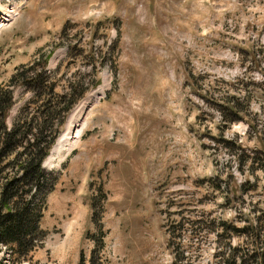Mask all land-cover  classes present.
<instances>
[{
	"label": "rangeland",
	"instance_id": "obj_1",
	"mask_svg": "<svg viewBox=\"0 0 264 264\" xmlns=\"http://www.w3.org/2000/svg\"><path fill=\"white\" fill-rule=\"evenodd\" d=\"M0 7V97L12 96L3 124L25 118L34 134L41 118L15 72L43 65L59 102L40 122L52 139L45 236L27 259L1 250L0 264L261 262L264 0ZM70 122V137L83 125L75 148L43 166Z\"/></svg>",
	"mask_w": 264,
	"mask_h": 264
},
{
	"label": "trees",
	"instance_id": "obj_2",
	"mask_svg": "<svg viewBox=\"0 0 264 264\" xmlns=\"http://www.w3.org/2000/svg\"><path fill=\"white\" fill-rule=\"evenodd\" d=\"M16 74H19L17 84H22L32 92V99H28L26 106L36 103L41 118H37V131L34 134L31 133L32 126L26 125L25 118L13 121L7 128L3 120L4 112L11 104V91L7 90L5 96L0 97V251L27 259L28 254L45 236V232L39 227L44 204L41 187L50 189L53 182L41 166L52 139L45 141L40 137V122H45L51 106L59 102L57 99H51L54 85L49 82V75L43 65L32 76L15 72L11 78H15ZM72 87L69 84V88ZM84 89L85 87L78 91V96ZM43 94L49 96L43 98ZM62 105V111H67L70 107L69 103L62 102ZM29 135H32L31 141ZM10 154H14L13 158L5 161ZM99 244L102 245L101 238ZM254 255L251 254L253 257ZM257 257L261 260L259 264H264V253L258 254ZM89 260L90 264H94L92 258ZM79 264H83L82 258Z\"/></svg>",
	"mask_w": 264,
	"mask_h": 264
},
{
	"label": "bare ground",
	"instance_id": "obj_3",
	"mask_svg": "<svg viewBox=\"0 0 264 264\" xmlns=\"http://www.w3.org/2000/svg\"><path fill=\"white\" fill-rule=\"evenodd\" d=\"M1 13H3V11H1L0 7V14ZM74 126L76 127V124H73V122L68 123V130L66 129L61 137L57 140L55 146L51 150L50 155L47 156V163H43V166H50L55 159H61L62 153L71 152L75 148L76 142L80 137L81 130L83 129V125L81 128L76 130L75 135L72 136L71 134L70 137V129H72Z\"/></svg>",
	"mask_w": 264,
	"mask_h": 264
}]
</instances>
